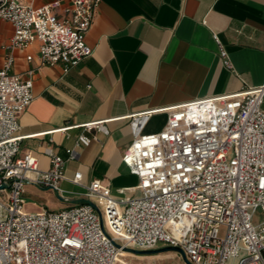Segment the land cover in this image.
<instances>
[{
    "label": "built area",
    "instance_id": "2783aa9c",
    "mask_svg": "<svg viewBox=\"0 0 264 264\" xmlns=\"http://www.w3.org/2000/svg\"><path fill=\"white\" fill-rule=\"evenodd\" d=\"M100 4L73 0L60 13V0H0V18L14 26L0 69V264H118L123 248L113 240L181 246L194 264H264V83L170 106L162 130L138 134L123 155L138 177L135 192L115 197L95 179L82 194L97 203L110 236L90 204L26 210L29 183L64 194L66 160L51 150L43 170L35 154H21L20 115L34 99V80L11 71L13 52L36 43L41 64L69 71L94 52L87 34ZM220 53L231 67L222 46Z\"/></svg>",
    "mask_w": 264,
    "mask_h": 264
},
{
    "label": "crops",
    "instance_id": "0c3cea01",
    "mask_svg": "<svg viewBox=\"0 0 264 264\" xmlns=\"http://www.w3.org/2000/svg\"><path fill=\"white\" fill-rule=\"evenodd\" d=\"M60 1L63 13L73 0ZM13 34L0 18V69ZM87 42L93 54L69 71L41 64L36 43L14 50L11 71L34 80V99L20 115L21 154H35L43 170L52 166L51 150L62 155L65 195H82L100 179L120 197L138 184L123 162L126 149L138 134L162 130L168 107L264 83V0H101ZM95 121L101 128L86 125ZM79 173L81 184L73 181ZM23 196L30 211L68 205L34 183Z\"/></svg>",
    "mask_w": 264,
    "mask_h": 264
},
{
    "label": "water",
    "instance_id": "95a60500",
    "mask_svg": "<svg viewBox=\"0 0 264 264\" xmlns=\"http://www.w3.org/2000/svg\"><path fill=\"white\" fill-rule=\"evenodd\" d=\"M55 194L57 195V197L67 203V204H90L93 207H95L97 209V211L100 214L101 217V223H102V227L104 229V231L110 236V234L107 232L105 225H104V220H103V214L101 209L99 208V206L97 205V203L93 200H91L88 197L82 196V195H75V196H70V195H65L62 194L61 191L56 188L54 189ZM114 244L119 247V248H123V250L125 251H129L135 254H154V253H160V252H167V251H175L179 254H181L183 260L185 261L186 264H194L187 256V253L185 252V250L181 247V246H177V245H163V246H159L156 248H149V249H139V248H133V247H128V246H123L121 243L113 240Z\"/></svg>",
    "mask_w": 264,
    "mask_h": 264
},
{
    "label": "rangeland",
    "instance_id": "374dc122",
    "mask_svg": "<svg viewBox=\"0 0 264 264\" xmlns=\"http://www.w3.org/2000/svg\"><path fill=\"white\" fill-rule=\"evenodd\" d=\"M24 197V196H23ZM25 206H26V200ZM50 209H60L55 206L50 207ZM26 210L30 211L28 207ZM260 212H258V215ZM120 258L124 259L120 260L118 264H186L183 260L181 254L175 251H167V252H160L154 254H133V255H126L121 256Z\"/></svg>",
    "mask_w": 264,
    "mask_h": 264
},
{
    "label": "bare ground",
    "instance_id": "6f19581e",
    "mask_svg": "<svg viewBox=\"0 0 264 264\" xmlns=\"http://www.w3.org/2000/svg\"><path fill=\"white\" fill-rule=\"evenodd\" d=\"M134 253H132V252H129V251H125V250H123L122 251V256H126V255H133ZM120 260H123V261H125L124 259H122V258H120Z\"/></svg>",
    "mask_w": 264,
    "mask_h": 264
}]
</instances>
